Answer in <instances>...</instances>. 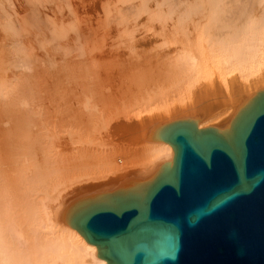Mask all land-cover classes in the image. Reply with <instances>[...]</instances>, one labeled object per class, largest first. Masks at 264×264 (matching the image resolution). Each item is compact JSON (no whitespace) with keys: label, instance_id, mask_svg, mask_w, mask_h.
Returning a JSON list of instances; mask_svg holds the SVG:
<instances>
[{"label":"bare ground","instance_id":"bare-ground-1","mask_svg":"<svg viewBox=\"0 0 264 264\" xmlns=\"http://www.w3.org/2000/svg\"><path fill=\"white\" fill-rule=\"evenodd\" d=\"M258 3L260 6L255 3L258 10L254 22L246 23L247 17H242V23L238 22L243 37L238 29L237 34L241 37L234 36L238 25L234 28L228 24L233 28L231 33V28H223H227V24H217L213 30L205 24L203 28H207V35L189 39L187 36L191 34L187 29L186 37L181 40L174 37L177 41L168 43L159 53L149 74L145 71L147 74L139 75L140 82L135 81L137 88L134 90L142 99L160 94L162 88L174 91L178 87L194 88L197 93L201 91L203 97V90H209V85L205 87L201 83L204 79L199 74L205 68L209 47L223 49V52L225 49L226 63L237 60L239 66L234 67L235 72L237 67L241 71L246 67L247 71L248 66L257 71L253 80H244L247 83L243 87L244 96L240 90L230 89L233 91L229 93L231 97L241 94L231 105L225 104L227 107L223 112L217 113L221 107H216V112L215 105L199 108L205 97L197 98L200 93H195L196 96L193 93L195 98L192 96L189 103L156 108L146 111L145 115L140 113L127 118L131 123L139 120V126L151 123L143 136L144 144L135 150L137 153L124 154L133 160L131 165L125 163L123 155L124 158L109 157L96 148L82 145V142L88 144V139H82V136L94 127V100L88 96L79 97L73 105H66L67 113L60 104L43 105L37 101L28 90L37 63L35 59L19 60L22 68L12 76L0 74V264H113L107 258L103 244L92 241L77 219L105 203L120 208L121 198L149 196L151 185H156L160 176L171 174L176 167L178 148L168 141V133L184 124L198 132L224 133L225 140L235 141L241 124L264 97V0H258ZM73 8L80 6L73 4ZM95 8L96 3H92L90 9ZM54 17L59 18V15L54 14ZM148 39L144 36L143 41ZM220 52L222 54V50ZM73 62L68 61V64ZM227 76L224 81L236 88L239 76L233 70L232 76ZM147 79L152 82L148 83ZM194 79L200 83L195 84ZM208 82L212 87L213 83ZM62 121H67L66 124L83 140L79 139L81 145L70 154H63L60 150L64 149L59 150L61 146L57 145L59 135L56 137L54 128L66 126Z\"/></svg>","mask_w":264,"mask_h":264},{"label":"rangeland","instance_id":"rangeland-1","mask_svg":"<svg viewBox=\"0 0 264 264\" xmlns=\"http://www.w3.org/2000/svg\"><path fill=\"white\" fill-rule=\"evenodd\" d=\"M92 3H96L95 9H90ZM255 3L260 6L258 0H0V74L12 76L22 68L19 60L35 59L37 63L28 90L37 101L43 105L60 104L67 113V104L73 105L79 97L88 96L95 101L96 119L93 130L82 136V139H88V144L82 142V145L96 148L109 157L129 156L132 152L137 153L138 146L144 144L143 136L151 123L139 126V120L131 123L127 118L140 113L145 115L146 111L156 108L181 106L199 93L197 98L202 97V92L197 93L194 88L178 87L174 91L162 88L161 93L156 90L160 94L142 99L134 90L137 88L135 83L140 82L139 75L142 73V77L145 71L149 74L159 53L176 40L174 37H186L187 29L191 34L187 36L189 39L207 35V28H203L205 24L213 30L217 24H227L225 29L235 28L242 23V17H247L246 23L254 22L258 10ZM73 4L80 8H73ZM240 28L241 25L236 27L234 34ZM231 30L233 33V28ZM239 31L234 36L243 37L241 31L237 34ZM144 36L149 37V41H143ZM210 48L205 55V68L199 74L206 82L201 83L208 84L209 90H203L205 98H200L199 108L215 105L217 109L231 105L235 98L238 100L240 92L244 96L245 81L253 80L257 71L248 66L247 71L246 67L242 70L244 73L238 67L235 72L234 67L239 66L237 60L231 62L233 65L226 63L225 49L223 52L220 48ZM68 61L74 62L68 64ZM232 70L239 76L236 88L224 81L227 75L232 76ZM150 80L147 79L148 83ZM197 80L194 79L195 84L200 83ZM208 80L213 84L216 82L215 89L213 84L210 87ZM230 89L240 92L231 97ZM193 93L197 94L194 96ZM52 107L49 108L53 110ZM226 107L216 112H223ZM62 122L66 124L67 121ZM67 126L54 128L56 137L59 135L56 139L59 144L58 141L56 144L61 146L59 150L64 149L60 150L63 154H70L81 145L80 134ZM75 132H78L76 128ZM123 156L126 164L133 163L131 158ZM117 163L122 165V162Z\"/></svg>","mask_w":264,"mask_h":264},{"label":"water","instance_id":"water-1","mask_svg":"<svg viewBox=\"0 0 264 264\" xmlns=\"http://www.w3.org/2000/svg\"><path fill=\"white\" fill-rule=\"evenodd\" d=\"M171 174L149 196L77 220L113 264H264V97L234 142L184 124Z\"/></svg>","mask_w":264,"mask_h":264}]
</instances>
